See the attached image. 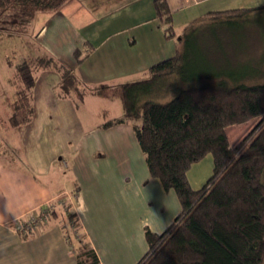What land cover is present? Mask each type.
<instances>
[{"label": "crops", "instance_id": "obj_1", "mask_svg": "<svg viewBox=\"0 0 264 264\" xmlns=\"http://www.w3.org/2000/svg\"><path fill=\"white\" fill-rule=\"evenodd\" d=\"M166 2L173 24L183 25L211 11L257 10L264 0ZM38 14H48L43 24L32 26L42 52L74 69L87 108L92 100L104 98L95 91L104 85L119 112L90 122V113L82 117L78 110L76 93H64L60 73L46 69L33 88L32 120L13 126L9 118L20 85L15 72L9 103L5 109L0 103L8 123L0 140L11 147L5 151L0 141V264H77L61 207L42 230L24 235L16 227V220L29 211L73 191L83 236L101 263L137 264L149 249L147 229L164 232L182 206L178 193L151 175L135 121L108 127L102 123L125 114L119 87L146 77L152 65L176 55L179 40L166 35L156 0H69L57 11ZM76 49L84 52L80 62L74 56ZM1 93L6 94L2 87ZM111 110L100 112L106 116ZM231 126L227 134L235 146L241 139L233 142ZM9 153L15 160L8 158ZM213 169L211 154L194 163L187 172L191 186L200 189Z\"/></svg>", "mask_w": 264, "mask_h": 264}, {"label": "trees", "instance_id": "obj_2", "mask_svg": "<svg viewBox=\"0 0 264 264\" xmlns=\"http://www.w3.org/2000/svg\"><path fill=\"white\" fill-rule=\"evenodd\" d=\"M68 1L0 0V28L15 30L23 44L16 70L20 85L9 118L13 126L32 120V93L42 70H56L64 93L84 98L74 69L44 54L32 30L39 12L57 11ZM156 9L171 24L165 28L166 35L174 37L166 0H156ZM252 12L251 7L224 9L208 12L202 19L227 20L232 25ZM186 39L182 36L176 55L152 65L146 77L122 84L124 116L102 123L108 127L135 121L151 175L166 189H174L182 206L164 232L147 229L149 249L137 264H260L264 256V83L247 84L244 77L197 71L190 62ZM74 56L80 62L84 52L76 49ZM104 88L100 85L95 91L102 94ZM252 118H258L256 127L232 146L227 127ZM208 154L214 160L213 174L200 189H194L187 172ZM57 215L56 210L53 217ZM80 228L82 233L81 222ZM84 241L75 249L77 264H102L85 237Z\"/></svg>", "mask_w": 264, "mask_h": 264}, {"label": "rangeland", "instance_id": "obj_3", "mask_svg": "<svg viewBox=\"0 0 264 264\" xmlns=\"http://www.w3.org/2000/svg\"><path fill=\"white\" fill-rule=\"evenodd\" d=\"M262 4L264 6V3ZM47 16L48 14H38L35 18L34 25L37 24L40 26L43 24ZM215 21L216 20L197 19L189 23H184L185 25L183 23V25H178L176 23L172 26V33H174V37L177 40H180L182 36H187L186 41L188 42L186 45L190 49V62L192 66L197 71L212 70L214 72H219L220 75L227 78L231 76L235 79L244 77L243 82L247 84L264 83V9L258 8L244 18L233 20L232 25L227 22V20L218 23ZM162 26L164 28L171 27V24L164 19L162 20ZM16 33L15 30L0 28V87H2V91L5 90L6 93L3 96L1 93L0 103L4 109L9 103V91L11 87L15 85L13 83V75L17 70V64L23 53L22 38L17 36ZM184 45L185 42L183 43V47ZM28 46L32 48V40ZM46 55L48 54L46 53ZM108 94L109 91H106V93L102 92L101 96H105L99 99L98 102L97 100H92L94 102H91V104H94L91 105L90 110L87 108V104H84L85 102L77 98L78 95L75 94L74 98L76 99L78 110L80 114H82V117H84L86 112H89L91 117L90 122H94L95 120L107 119L114 116V114L118 115L119 105L115 99L109 98ZM167 100H169V98L158 101L164 102ZM107 107H112V110L107 112L108 114L105 116L103 113L101 114L100 109L104 111ZM3 117L4 115H1L0 111V136L4 137L5 135H3L4 131H2V128L6 127L8 123ZM257 124L258 118H252L243 123L233 124L228 128L232 135L233 142L235 143L240 139L239 142H241ZM239 142H237V144ZM1 144L5 151L11 148L8 143L4 145L1 141ZM11 150L17 152L15 148ZM8 158H13V160H15L12 153L8 154ZM18 160H20L19 157L17 158V161ZM70 193L68 197L64 198L67 199V201L64 200V207L61 208H63L62 211L65 214L64 219L73 235V243L75 244L74 249L77 250V245H82L85 241L83 233H81L79 218L77 213H74L77 193L75 191H73L72 194ZM72 212L74 214H72ZM60 220H62V216ZM65 220L63 222H65ZM260 264H264V256Z\"/></svg>", "mask_w": 264, "mask_h": 264}, {"label": "built area", "instance_id": "obj_4", "mask_svg": "<svg viewBox=\"0 0 264 264\" xmlns=\"http://www.w3.org/2000/svg\"><path fill=\"white\" fill-rule=\"evenodd\" d=\"M64 199L51 200L39 208L29 211L25 216L16 220V227L21 233H34L42 230L53 218V212L64 207Z\"/></svg>", "mask_w": 264, "mask_h": 264}]
</instances>
